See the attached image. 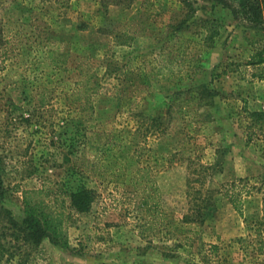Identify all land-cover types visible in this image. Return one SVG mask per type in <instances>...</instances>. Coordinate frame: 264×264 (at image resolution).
I'll return each mask as SVG.
<instances>
[{"label": "rangeland", "instance_id": "obj_1", "mask_svg": "<svg viewBox=\"0 0 264 264\" xmlns=\"http://www.w3.org/2000/svg\"><path fill=\"white\" fill-rule=\"evenodd\" d=\"M188 2L176 31L181 0H0V207L23 224L25 190L98 193L68 249L22 245L2 216L0 264H264V128L250 114L264 111V0ZM143 14L146 34L118 31ZM80 63L102 83L94 114L68 101ZM202 84L216 96L199 104ZM137 165L159 187L152 211ZM233 182L243 216L224 194Z\"/></svg>", "mask_w": 264, "mask_h": 264}, {"label": "trees", "instance_id": "obj_2", "mask_svg": "<svg viewBox=\"0 0 264 264\" xmlns=\"http://www.w3.org/2000/svg\"><path fill=\"white\" fill-rule=\"evenodd\" d=\"M181 3L188 7L189 13L182 21L180 27H175L176 31H181L188 19L194 13L192 4L188 0H181ZM190 8V9H189ZM144 14L139 19H131L126 21L118 28L119 32H122L128 36V39H134L138 36L146 34V19H142ZM119 34V33H118ZM115 33L114 36H119ZM0 37V41H1ZM260 59L256 61L258 64L264 63V53L259 54ZM78 80L75 83L73 92L68 97V101H72L73 104H79L80 110H87L94 114L96 112L95 107L87 105L88 102H92V97L95 96L99 89L102 87V83L99 81L96 74H91L93 68L90 65L80 63L77 67ZM129 90V89H128ZM137 90V89H136ZM130 89L124 94V91H120L118 98L124 100L127 98L135 99L137 97V91ZM193 92L198 95L200 101L199 104L212 100L216 93L211 88L202 84L193 88ZM9 106L13 114H17L22 111V107L17 105L12 99H9ZM137 116V112L135 113ZM140 114V113H139ZM251 116L254 119V123L260 128H264V111H252ZM95 119L93 116H89ZM152 124H155L159 130L155 132H161L163 135L167 133V129L164 127V123L161 118H151ZM189 133H186V137L192 134L195 130V120H189L186 124ZM139 129V128H138ZM155 134V133H154ZM137 151L135 150L134 153ZM123 158V157H122ZM139 164L140 157L135 155L130 156ZM121 157H116V169L114 171L120 172L122 167ZM120 165V166H119ZM118 168V169H117ZM80 175L83 178H88L90 175L82 170ZM134 175L131 179L132 184L140 196L143 198V204L148 207V211H152L149 207L150 202L156 197L160 196L159 187L151 177V171L149 167H142L137 165L136 170L133 171ZM242 189L237 183H229L225 186L224 194L230 200L235 210L243 216L242 210ZM98 198V193L93 188L88 187L86 184H81L75 190H69L61 186L55 187H42L41 189L25 190L23 191V206L25 219L23 224H20L15 220L11 213L0 207V218L8 219V226L6 229L13 231L12 237L14 240L21 242L22 245H27L33 250L38 251L42 247L44 239H49L50 242L55 245L68 249L70 247V238L68 234V227L74 219V215L86 214L92 210L95 201ZM178 227H176L177 230Z\"/></svg>", "mask_w": 264, "mask_h": 264}]
</instances>
